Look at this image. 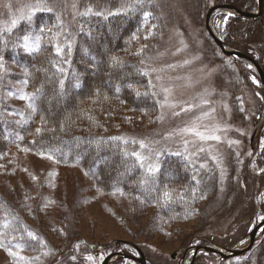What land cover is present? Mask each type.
<instances>
[{
	"label": "rangeland",
	"instance_id": "374dc122",
	"mask_svg": "<svg viewBox=\"0 0 264 264\" xmlns=\"http://www.w3.org/2000/svg\"><path fill=\"white\" fill-rule=\"evenodd\" d=\"M34 2L0 0V33H4V40L7 41V45L0 43V57L3 58L0 77L8 85L0 92L4 102L0 111L11 121H22L29 113L27 102L15 96L13 85L31 93L29 84L27 87L21 84L25 71L36 72L43 67L45 55L52 57L55 53L52 45L42 44L50 51L45 52L44 57L34 59L31 53L19 46L17 38L24 34V21H19L11 33L6 32L11 20L20 14L21 6ZM58 2L60 7L57 11L62 15L66 34L71 33L75 37L71 54L68 55L65 49L62 57L68 60L71 55L78 57L83 54L82 47H79V39L85 30L83 20L97 21L98 36L102 35L103 41L110 39V45L115 49L119 46L112 57L105 56L103 61H99L98 67L88 64L89 68L96 69L91 75L97 77V85H103L107 94H111L108 90H115L113 87H116L113 80L106 78L100 83L99 69L105 74L119 70L124 75L136 72L131 76L142 81L134 84L135 87L149 94L137 96L134 91L126 92L125 96L130 101L125 100L127 97L114 99L107 95H104L106 98L91 97L90 101L86 97L82 103L87 106L85 118L80 116L74 127L77 131L92 134L108 133L125 139H143L152 142L153 147L159 150L180 151L184 156L162 155L160 168H164L167 162L168 169L178 166L182 180L167 185V189L175 190L170 204L177 206L172 212L164 213L158 202L147 200L148 204L139 205L138 200H130L119 192L113 195V192L99 187L82 165L49 159L48 154L33 150L31 141L29 145L18 143V137L0 158V165L3 166L0 167V218L7 212V219L12 225L27 226L47 242L46 248H25L22 255L30 258L32 264H102L108 255L117 251L138 257L132 245L124 242L128 241L142 248L148 264H179L185 247L192 243L194 248L183 256H188L187 264H190L196 246H213L222 250L247 247L251 231L261 222L258 217L264 216V86L255 66L237 56L224 54L207 30L208 11L228 0H155V6L146 9L152 13L147 22L139 12L108 15L109 12H120L121 0ZM238 2L247 4L252 12L258 10V0ZM6 5H11V8ZM85 6L92 7L94 12H103L107 18L80 16L78 12L84 11ZM117 15L121 19L113 25L109 24L110 16ZM235 16L229 10L216 12L212 19L213 30L228 48L252 56L264 70V6L257 21L232 20ZM34 22L36 26L47 24L49 27L56 23L48 14L39 13ZM125 33L130 35L126 43L119 45L118 37L123 35L126 38ZM51 35V32L47 33L44 40ZM240 40L245 51L237 47ZM141 48L144 50L142 55H136ZM113 57L123 61L121 67H112ZM141 59L145 60L144 64L140 63ZM185 61L190 63L185 64ZM84 65L87 66L86 63ZM168 65H175V68ZM152 68H163L164 71L152 73ZM137 69L150 74L145 77L137 73ZM157 74L163 77L165 86H173L169 103L176 105L174 109L167 106L161 108L163 96L152 95L154 91L159 93V89L148 87L149 80L157 83L154 79ZM124 75H121L122 78ZM131 78L125 85L133 83ZM50 81L51 75L45 84H50ZM3 84L0 82L1 86ZM72 85L73 93H76L78 87L74 86L75 83ZM204 100L208 103L203 104ZM63 101V93H58L48 105L64 109L66 103ZM134 101L137 106H134ZM141 105L145 107L140 108ZM189 105L201 107L183 112L182 109ZM174 111L180 112V115L173 116ZM204 112L209 115L204 116ZM161 116L162 120L159 119ZM196 116L201 117L197 121L199 131L206 135L214 132L220 136V141L202 142L192 134L169 138V133L185 127V123ZM40 118L34 129L39 127ZM1 131L7 132L5 129ZM183 140L194 141V144L189 143L185 150ZM200 147L205 148V152H199ZM130 149L138 150V145H131ZM114 167L122 172L126 168L121 163H116ZM194 172L200 183L195 185L196 195L192 196L186 189L194 184L190 179ZM165 176L159 177L160 181H167L171 173ZM179 194L184 195L183 201ZM194 197L196 199L192 200ZM45 204L48 206L42 207ZM46 251L49 254L45 256L43 253ZM173 253H176L175 258H172ZM37 256L40 257L38 261L35 260ZM72 256L76 259L72 260ZM88 256L93 259L88 260ZM194 257L195 264H264V228L257 234L253 247L241 255L221 262L218 254L210 252H199ZM0 264H17V260L5 248H0ZM110 264L139 263L125 257L115 258Z\"/></svg>",
	"mask_w": 264,
	"mask_h": 264
},
{
	"label": "trees",
	"instance_id": "16d2710c",
	"mask_svg": "<svg viewBox=\"0 0 264 264\" xmlns=\"http://www.w3.org/2000/svg\"><path fill=\"white\" fill-rule=\"evenodd\" d=\"M227 3L233 4L240 9L251 11V8H249L247 4L238 2V0H228ZM254 3L255 5L257 4L256 1H254ZM110 17L111 18L109 20V24L111 22V25L117 23L116 21L121 19V16L118 15L116 17ZM125 17L129 18L128 16ZM242 19H250L254 22L259 18L251 19L236 15L232 20L241 21ZM83 21L85 22H83L85 30L83 31L79 39V47H82L83 54H79L78 57H75V55L69 56L67 63L64 62L65 59L62 56V58L57 57L55 53L52 54V57L45 55L46 60L43 59L45 60L43 67L36 69V72L33 71L34 80L29 81V87L32 89V92H34L36 88L40 87L41 83H43L45 90V96L38 106V113L32 116L27 113L25 114V119H23L22 121L27 120L28 123L16 124L14 123V121H11L3 116V113L0 111V158L4 153H6L9 146L14 144L16 138L23 137L22 140L18 139L17 142L24 145L28 144L29 141H31L33 150H36L39 153L49 155L50 151L53 148L59 149V151L55 152L54 155V158H56L58 162L63 164L82 165L88 175L97 181L99 187L108 192H113L115 191V189L110 187V185L115 181L117 173L122 172L120 168L118 171V168L116 169V167H114L115 164L121 163V166L123 167H130L132 164V160H126V158L121 154V150L124 148V145L118 140L111 139L113 137H121V135L108 133H101L99 135L92 134L88 131H85L86 129H83L85 132H81L77 131L74 126L78 122L76 120H78L80 116L82 118H85L84 110L87 109V106L82 105V103L84 102V99L86 97H89L88 101H90L91 97L92 99L96 97L106 98V95L108 98L125 99L124 97H127L125 96L127 95L126 92L133 91L131 88L126 87L125 82L127 81V79H129V77H132L131 75H135L136 72H129L130 75L126 77V74L124 75L123 73H120V70L116 73L105 74L99 69L97 71L100 72V83H103L105 80H113V84L116 87H113L115 90H111L113 92L108 90V92H110L111 94H107V89H104L103 85H97V77L95 78L93 75H91L93 70H96L93 69L94 65L98 67L99 61H103L105 56L112 57V54L117 51L116 49L119 48V46H117V48L115 49L111 47L110 44L112 41H109L110 39H108V41H103L102 35L98 36V32H96L98 26V24H96L97 21L92 22V19H84ZM137 25L139 24L137 23ZM93 34L96 35L94 38L92 36ZM129 35V33H125L126 38L123 35H119L118 41L121 42L119 45L126 43ZM88 36L90 38H88ZM241 44L242 41L240 40V42L237 43V47L244 50ZM48 51L50 50L46 47V45H44L42 46V50L40 52H32L31 54L34 59H37L43 56L45 52ZM84 55L88 56L85 57ZM53 61L57 66L63 68V73L57 71V68L53 66ZM40 62L42 63L43 61L41 60ZM84 63H86L87 66L84 65ZM88 64L93 67L89 68ZM30 68L31 66L29 67V69ZM87 73L90 75H88ZM49 74L51 75V81L50 84L46 85L45 81L47 77L50 76ZM121 75H124V77L122 78ZM105 76H107L108 78ZM60 78L64 80L65 85L62 92L64 95L63 102L66 103L64 109L62 107L57 108L50 107L48 105L49 101L54 97L56 98V96H58V93H60ZM103 78L106 79L103 80ZM69 79L70 81L65 83V81H68ZM131 79L133 81V84H137V82L139 84L142 81H140L141 78L138 79L132 77ZM74 83H78L79 85L76 93H73L72 84ZM7 86V84H3L0 87V92H3L5 88H8ZM67 95L69 96L66 98ZM151 97L152 96L150 95L149 98L151 99ZM125 100L130 101L128 97ZM59 102L60 101L58 99V103ZM134 102L136 103V105L134 106H137L138 103L136 101ZM3 105V99L2 97H0V109H2ZM142 107L144 108L145 106L141 105L140 108ZM38 117H41L40 125L38 127L41 128L40 133H36V129L33 128L34 124H36V122L38 121ZM42 118H46V124L42 122ZM3 129H6L7 132L3 133L1 131ZM34 141L35 143H33ZM128 150L131 151L130 147L128 148ZM167 163L166 166L164 165V168H161L162 175L160 176L161 178L166 177L165 174L171 173V176L168 177L167 181H162L165 188L169 183L176 184L177 182H180L182 180V173L179 171L178 166H173L168 169L169 163ZM114 169H116L115 173H113ZM93 173H95V177L93 176ZM137 176L138 171H133L130 175H127L125 178H123V182L119 184L120 188H122L123 191L127 193V195L124 196L128 197L130 200H133L134 197L139 196L140 200H143L144 203H146L147 200L157 203L156 196L158 195V193H152L151 196H149L136 188L135 184ZM159 194L162 195V193ZM195 199L196 198L194 197V199L192 200ZM144 203L142 205H144ZM148 203L149 202H147L146 204ZM162 203L163 201H161L159 204L161 205ZM138 204L141 205L140 201L138 202ZM176 206L177 205L173 206V204L169 203L167 206H160V208L164 213H167L172 212ZM185 206H187L186 203ZM166 207H168L169 209H166Z\"/></svg>",
	"mask_w": 264,
	"mask_h": 264
},
{
	"label": "snow or ice",
	"instance_id": "6c2138e0",
	"mask_svg": "<svg viewBox=\"0 0 264 264\" xmlns=\"http://www.w3.org/2000/svg\"><path fill=\"white\" fill-rule=\"evenodd\" d=\"M149 6H155V0H121V8L120 12L118 13H112L109 12L108 15H116L120 13L128 14V13H137L139 12L145 22H147L148 17L152 15L149 11L146 9ZM6 7L11 8V5H6ZM60 7V4L58 0H35L34 3H26L21 6L20 8V14L18 17L11 20V26L6 29L7 33H11L14 28H16L19 21H24L26 24L24 34L19 36L17 39L19 41V46L23 48L25 51L32 53V52H40L42 50V44H48L52 45L55 49V54L57 57H61L65 54V49L68 50L67 54H71L72 46L75 42V37L71 33L66 34V29L64 25V21L62 19V15L60 12H58V8ZM75 5H73V8L75 9ZM48 14L51 16L56 23L52 24L51 27H49L47 24H42V26H36L34 22V17L37 14ZM78 14L82 17H87L89 15H95V16H104V13L101 11H93L92 7L85 6V10L82 12H78ZM231 15V13H229ZM106 19L107 16H104ZM53 29L56 31L53 32ZM82 30V27H81ZM52 33L51 36H48V39L45 41L44 36L47 35V33ZM90 35V33H89ZM134 39H139V37H134ZM144 39H148V36H144ZM0 43H3L7 45V41L4 40V33H0ZM143 48H141L140 52L136 53V55H142ZM65 63L68 61L65 60ZM53 66L57 68V71L60 73H63V68L59 67L55 64L53 61ZM123 61L118 57H113L111 61V65L113 68H119L121 67ZM141 64L145 63V60H140ZM190 63V61H185V64ZM3 66V58L0 57V67ZM169 68H175V65H168ZM250 68L251 65H248ZM164 69H156L152 68V73L157 72H163ZM137 73L147 77L149 76V72L145 71L143 69H137ZM130 75V74H126ZM155 81L157 83H153L152 80L148 81V87L151 89H159V93L152 92L153 96H156L157 94H160L163 96V102L160 103V107H170L175 108V104L169 103V96L172 95L173 92V86H165L162 83L163 77L159 74H157L154 77ZM30 80H34V74L25 71L24 78L21 80V84L24 87H27ZM0 82L6 84L7 81L3 80L2 77H0ZM138 83V82H137ZM64 80H59V89L60 93L63 92L64 89ZM74 86H79L78 83ZM126 87L131 88L137 96L141 95H147L148 93H142L140 92L133 83H127ZM14 94L15 96L20 99L27 102V109L29 110V115L37 114L39 111V105L42 101V99L45 96V90L44 85L41 83L40 87L36 88L34 92H25L23 88L16 89L13 85ZM203 104H207L208 101L204 100L202 101ZM201 105H189L188 108L182 109L183 112H190L193 110V108H199ZM225 109L227 110V106L225 105ZM213 112H215V109H212ZM173 116L180 115V112H173ZM204 116H208V112H204ZM159 119H163V116H161ZM200 116H196L195 118L191 119L190 121L185 123V127L179 129L178 131H174L172 133H169V138L173 136L182 134H192L198 140L202 142H206L208 140H216L220 141V136L215 135L214 132L212 134L206 135L205 132L199 131V125L197 124V121L200 120ZM42 122L44 124L47 123L46 118H42ZM16 124H22V123H28L27 120L24 121H14ZM217 130H220L217 127ZM5 131H7L5 129ZM36 133L41 132V128H37ZM19 139H23V137H19ZM112 140H118L123 145L124 148L121 150V154L127 159L132 160V164L130 167H126L123 172H118L117 177L115 178V181L111 183L110 187L115 189L113 191V195L116 194V192H119L121 195H127L123 191L122 188H120L119 184L123 182V178H125L127 175H130L133 171H138V176L136 178V188L140 190L141 192L151 196L152 193H158L156 196L157 202L160 203L163 201L161 206H167L169 203L173 201V192L174 189H167L164 187L163 182L160 181L159 177L162 175L161 168H160V157L164 155L165 153L176 155V156H184V154L180 151L176 152H170L169 149L165 148L163 150H159L153 147L152 142H146L145 140H137V139H125L123 137H113ZM35 143V141L33 142ZM183 143L185 145V150H187V145L189 143H193L194 141H188L183 140ZM233 143V142H230ZM131 145H138V150L133 149L131 151L128 150V148ZM59 151V149L53 148L49 155V159H54L55 152ZM199 152H205V148L200 147L198 149ZM251 155V153H249ZM185 159H188V157H184ZM215 159V157H213ZM0 167H3L0 165ZM201 167H205V165H201ZM264 171V170H262ZM87 174V173H86ZM93 176L95 177V173H93ZM35 179V177H33ZM191 181L194 182L193 186L189 189H186L187 192H189L192 196L196 195V188L195 185H198L200 183V180L197 179V175L194 172L191 177ZM131 186V185H130ZM159 193H162L160 195ZM180 200L183 201L184 195L179 194ZM135 200L140 201L141 204L144 203L143 200H140L139 196L134 197ZM49 203H54V201H50ZM48 205L45 204L42 207H47ZM8 213L5 212L3 217L0 218V248H5L8 251V254L17 260V264H20L22 261L23 264H32V260L24 255H22L25 248H31L32 250H36L37 248H46L47 242L44 241L43 237L38 235L36 231L30 230L27 226H17L12 225L8 219H7ZM18 219V218H17ZM259 220L264 221V216H259ZM14 234V235H13ZM78 247V246H77ZM13 249H17L14 251ZM49 253L46 251L43 253V255H48ZM40 257H35V260H39ZM72 260H75L76 257L72 256ZM88 260H92L93 257L88 256Z\"/></svg>",
	"mask_w": 264,
	"mask_h": 264
},
{
	"label": "water",
	"instance_id": "95a60500",
	"mask_svg": "<svg viewBox=\"0 0 264 264\" xmlns=\"http://www.w3.org/2000/svg\"><path fill=\"white\" fill-rule=\"evenodd\" d=\"M263 6H264V0H258V10L255 12L252 11H246L243 9L238 8L237 6L233 5V4H229V3H222V4H218L213 6L207 13L206 16V27L208 32L210 33L211 37L214 39V41L218 44V46L222 49L223 53L228 55V56H237L239 58L244 59L245 61L249 62L250 64H252L253 66L256 67L258 74L260 76V80L264 86V70L262 69L261 65L257 62V60L255 58H253L252 56L246 54L243 51L237 50V49H231L228 48L226 46V44L224 43V41L215 33V31L213 30L212 27V19L213 16L216 14V12L218 11H232L234 12L236 15L241 16V17H247V18H253L256 19L257 17H259L262 13L263 10ZM264 228V221H261L250 233V243L247 247L242 248V249H220V248H216L213 246H196L195 247V256L198 255L199 252H210V253H215L218 254L220 256V262L227 259L228 257H232V256H238L241 255L243 253H245L246 251H248L249 249H251L255 243L257 234L259 233V231H261ZM127 244H131L134 247L137 248V250L140 253L139 257H133L139 264H147L146 262V258L145 255L143 253V251L141 250V248L134 244V243H130L128 241H124ZM176 253H173L172 258H175ZM125 257H129L127 255H124L123 252L121 251H117L114 253H111L110 255H108L102 264H110L115 258H125Z\"/></svg>",
	"mask_w": 264,
	"mask_h": 264
},
{
	"label": "flooded vegetation",
	"instance_id": "af4514ba",
	"mask_svg": "<svg viewBox=\"0 0 264 264\" xmlns=\"http://www.w3.org/2000/svg\"><path fill=\"white\" fill-rule=\"evenodd\" d=\"M139 246V245H138ZM131 247H133L134 249H135V251H137V253H138V255L140 256V253H139V251L137 250V248L136 247H134L133 245L131 246ZM140 247V246H139ZM141 248V247H140ZM194 248V245L192 244V243H188V245L185 247V249H184V252H183V255H182V258H180L179 259V264H187V260L189 259V258H187L188 256H185V257H183L184 255H185V253H186V255L187 254H189V251H191L192 249ZM141 250H142V248H141ZM143 251V250H142ZM143 253H144V251H143ZM144 255H145V253H144ZM194 256H195V252H194V254H193ZM138 256V257H139ZM193 256V258H191V260H189V262H190V264H195V261H196V257H194ZM129 257H131V259L134 257V256H129ZM136 257V256H135ZM145 258H146V256H145ZM133 260H135L134 258H133ZM136 261V260H135ZM146 262H147V264H148V260H147V258H146Z\"/></svg>",
	"mask_w": 264,
	"mask_h": 264
}]
</instances>
